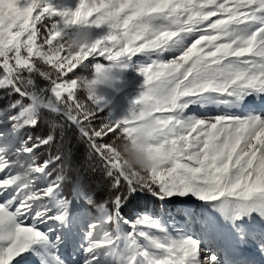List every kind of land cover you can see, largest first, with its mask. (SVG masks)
Here are the masks:
<instances>
[{
    "label": "snow or ice",
    "instance_id": "6c2138e0",
    "mask_svg": "<svg viewBox=\"0 0 264 264\" xmlns=\"http://www.w3.org/2000/svg\"><path fill=\"white\" fill-rule=\"evenodd\" d=\"M84 33L91 42L70 49ZM135 57L144 90L129 113L150 110L160 126L146 173L126 171L116 148L134 122L105 117L78 75L90 58L109 62L92 64L98 74ZM0 92V264H264V0H0ZM42 121L45 134L24 135ZM69 127L101 162L105 190L68 175ZM141 195L199 204L171 231L125 213Z\"/></svg>",
    "mask_w": 264,
    "mask_h": 264
},
{
    "label": "rangeland",
    "instance_id": "374dc122",
    "mask_svg": "<svg viewBox=\"0 0 264 264\" xmlns=\"http://www.w3.org/2000/svg\"><path fill=\"white\" fill-rule=\"evenodd\" d=\"M48 4H50L53 8L63 9L65 7L71 8L74 10L79 3V0H47ZM69 33L71 34L74 29H69ZM107 28L106 26L102 27L101 29H93V38H97L103 34H106ZM144 62L143 57H135L131 61H126L127 67L120 69L119 80L115 82L111 87H102L99 92L98 96L101 98V106L103 110L107 111V114H111L112 119H122L129 115V109L133 107V102L137 100L140 93L144 90V78L139 72V65ZM101 63L105 66L108 65V61L104 60L103 58H97L96 60H92L90 58L87 67L85 70H89L91 68L92 73L94 72V68H92V64ZM82 69V70H84ZM84 77H88L84 75ZM38 82V81H37ZM41 86H44L46 82L41 83L38 82ZM3 97V95L1 96ZM7 102V100H6ZM209 109V108H207ZM207 109H200L194 108L198 114H201L203 111ZM212 110L218 112L219 114L223 111L222 109L211 108ZM257 110H260L259 108ZM2 143V142H0ZM27 159V157H24ZM2 175V174H0ZM161 203L166 204V206L171 205L173 208L172 211H168L163 209L161 214H158L157 210H153L148 208L147 210H143L142 212H138L137 214L141 213H148L154 217L161 218L170 228L171 231H175L177 227H179L182 223H184V217L179 214V210L189 206L194 205L193 207H197L199 202H193L191 200H181L180 198H172V200H165L160 201ZM191 204H189V203ZM193 203V204H192ZM173 222H175L173 224ZM83 226H80L77 229L78 236L77 240H79L80 235H82ZM185 231H190L191 234L198 235V227H193L192 229H185ZM63 253L66 258L72 259L73 256L76 259H79L78 254H76V250L73 249L71 246L69 248L63 250ZM257 261L264 260V257H261L259 254L255 256ZM32 264H36L35 258H31Z\"/></svg>",
    "mask_w": 264,
    "mask_h": 264
},
{
    "label": "clouds",
    "instance_id": "9594fccd",
    "mask_svg": "<svg viewBox=\"0 0 264 264\" xmlns=\"http://www.w3.org/2000/svg\"><path fill=\"white\" fill-rule=\"evenodd\" d=\"M91 42V36L84 33L75 42L67 41L72 50H78L81 45ZM120 68L108 67L107 70L94 73L92 77L81 82L84 90L92 96L98 95L102 87H111L119 80ZM123 119L134 122V127L128 135L118 138L116 148L121 160V166L128 172L146 173L152 166L150 148L160 134V126L150 110H137L129 113Z\"/></svg>",
    "mask_w": 264,
    "mask_h": 264
},
{
    "label": "trees",
    "instance_id": "16d2710c",
    "mask_svg": "<svg viewBox=\"0 0 264 264\" xmlns=\"http://www.w3.org/2000/svg\"><path fill=\"white\" fill-rule=\"evenodd\" d=\"M41 67H43L41 65ZM89 70H80L78 75L80 78H85L84 75H87L88 78H90L93 73L91 68H88ZM38 82L44 83L45 81L41 80L39 77L36 78ZM4 96V93L0 92V97ZM81 98L85 96V93L83 91L80 92ZM5 99H0V106H3L6 103ZM103 115L105 117L108 116L107 111L103 110ZM45 119H51V116L49 114H46ZM59 119V118H58ZM47 126L42 121L40 127L36 128L35 130H27L24 135H43L47 132ZM59 136L60 131L57 130V137L58 142L57 144L53 145L51 148V152L54 154L57 149L60 147L59 144ZM49 149H43L41 150L38 155L41 157H44L48 153ZM63 151L65 154V160L64 163L71 165V170L68 171V175L70 176H83L86 178L87 181H91L94 184H97L98 188H100L102 191L107 188V184L104 181L103 178V168L101 166V162L92 156L90 153L89 147L87 143L83 140H81L78 136V133L73 128H67L64 133V141H63ZM71 154L70 161L68 160V154ZM148 208H151L153 210H157L158 214H161L163 209L168 211H172L173 207L171 205L166 206V204L161 203L159 200L148 196V195H141L133 198L128 206L125 208V213L130 217L134 218L136 215H138V212H142L143 210H147Z\"/></svg>",
    "mask_w": 264,
    "mask_h": 264
},
{
    "label": "bare ground",
    "instance_id": "6f19581e",
    "mask_svg": "<svg viewBox=\"0 0 264 264\" xmlns=\"http://www.w3.org/2000/svg\"><path fill=\"white\" fill-rule=\"evenodd\" d=\"M56 9H57V10H60L59 8H56ZM202 113H205V114H211V115L219 114L218 112L212 110L211 108H209V109L203 111ZM188 203H189V202H188ZM189 204H191V203H189ZM192 204H193V203H192ZM191 206L193 207L194 205H191ZM177 228H178V227H177ZM30 261H31V258H30ZM31 264H32V262H31Z\"/></svg>",
    "mask_w": 264,
    "mask_h": 264
}]
</instances>
